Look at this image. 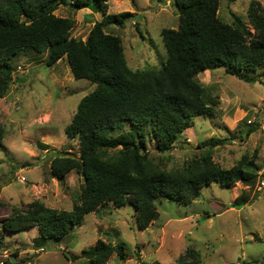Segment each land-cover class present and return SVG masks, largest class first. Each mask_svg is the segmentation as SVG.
I'll return each mask as SVG.
<instances>
[{"label":"rangeland","instance_id":"1","mask_svg":"<svg viewBox=\"0 0 264 264\" xmlns=\"http://www.w3.org/2000/svg\"><path fill=\"white\" fill-rule=\"evenodd\" d=\"M253 1L264 10V0H220L218 15L227 23L239 17L252 29L248 8ZM108 5L111 15H132L122 26L110 24L105 30L122 39L128 67L160 68L167 58L161 33L179 28L174 1L108 0ZM54 13L74 19L70 35L83 41L94 23L104 20L94 8L74 11L59 5ZM45 60L46 55L33 51L12 57L9 89L0 99V264H83L84 259L74 257L98 240L125 246L124 258L115 253L107 264H176L190 248L200 253L203 264H264V68L254 84L227 75L223 68L198 74L196 81L219 101L215 114L194 117L170 151L159 152L156 141L147 148L154 164L168 172L206 154L224 169L247 157L255 173L251 182L204 186L188 206L163 200L157 203L158 218L146 229L140 228L134 207L109 202L59 241L38 240L37 227L4 231L5 220L36 200L52 209L72 210L84 186L77 171L62 181L51 178L50 164L55 157H81L78 140H70L65 129L80 101L97 86L76 80L67 58L53 67ZM248 126L255 131L245 135Z\"/></svg>","mask_w":264,"mask_h":264},{"label":"trees","instance_id":"2","mask_svg":"<svg viewBox=\"0 0 264 264\" xmlns=\"http://www.w3.org/2000/svg\"><path fill=\"white\" fill-rule=\"evenodd\" d=\"M173 1L180 23L177 30L161 33L166 61L160 68L133 71L122 39L105 31L110 24L122 26L132 15L109 14L108 0H0V99L9 89L11 58L29 51L46 55L48 67L67 58L76 80L97 86L80 101L65 129L70 140H78L81 157H55L50 164V176L57 181L72 171L84 179L72 210L52 209L36 200L5 220L4 231L37 227L42 237L38 240L59 241L109 202L134 207L140 228L146 229L158 218L157 203L163 200L188 206L204 186L228 188L255 178L247 157L224 169L206 154L170 172L150 159L149 142L156 141L159 152H168L194 117L215 114L219 101L196 81L198 74L223 68L227 75L254 84L264 68V10L259 2L248 8L250 29L239 17L232 23L223 21L218 15L220 0ZM59 5L74 11L94 8L104 20L94 23L85 41L78 40L70 35L74 19L55 15ZM254 131L248 126L245 135ZM3 139L0 126V147ZM124 250L123 244L98 240L74 259L107 264L115 253L123 259ZM176 264L203 263L200 253L190 248Z\"/></svg>","mask_w":264,"mask_h":264},{"label":"built area","instance_id":"3","mask_svg":"<svg viewBox=\"0 0 264 264\" xmlns=\"http://www.w3.org/2000/svg\"><path fill=\"white\" fill-rule=\"evenodd\" d=\"M261 184H262V186H264V182H262Z\"/></svg>","mask_w":264,"mask_h":264}]
</instances>
